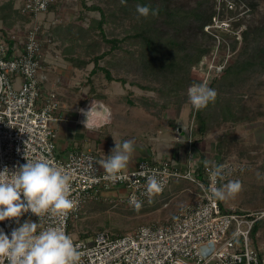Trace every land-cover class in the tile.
Wrapping results in <instances>:
<instances>
[{
	"label": "rangeland",
	"instance_id": "rangeland-1",
	"mask_svg": "<svg viewBox=\"0 0 264 264\" xmlns=\"http://www.w3.org/2000/svg\"><path fill=\"white\" fill-rule=\"evenodd\" d=\"M160 1H165L171 8L183 9V11H203L205 16L212 14V20L204 27V31L214 39L210 38L203 42L210 48V52L199 65L202 67V74H205L203 82L208 86L215 76H219L217 71L223 68L220 72L223 73L231 64L246 59L247 56H240L244 45V32L256 28L264 30V0H156L158 3ZM24 2L25 0H0V16L4 19L3 27L0 25L1 31L22 33L31 26H35V21L23 17L20 13L19 9ZM94 7L102 8L108 13L114 5L111 0H56L48 12L39 16L38 22L45 31L49 28L50 31L55 28L65 30L67 26L73 24L87 28L92 20L100 19V12L92 9ZM158 26L163 33L171 32L161 22ZM126 29H128V21L123 19H116L106 25L107 36L110 39L124 38L127 34ZM215 30L227 32L230 37L223 39ZM49 34L53 42L50 45L47 43L45 55L52 69L46 74L47 82L50 76L55 80L59 77L63 88L61 96L66 99L67 103L71 97L76 99L75 102L85 99L87 102L100 103L105 110L113 114L114 123L119 124V121L126 125L131 123L130 125L134 127L135 125L139 127L146 122L165 120L166 115L170 117L168 121L166 119V124L175 122L176 119L173 117L177 106L167 104L164 110L163 105L166 98L155 89L167 87L154 81L150 75L145 78L143 73L129 71L130 67L125 65L123 55L128 54L124 51L133 52L135 49L129 41H123L122 49L99 61V66L110 69L115 79L126 80L122 83L108 81L104 71L99 70L97 73H92L95 62L89 63L82 69L74 68L68 58L81 54L80 58L84 59L87 56L84 50L78 47L73 48L74 53L70 54L67 49L73 46L72 43L57 35L54 38L52 32ZM201 36L199 22L193 18L189 19L178 33L179 40L186 41L187 45L201 41ZM260 36L261 48L264 50V32ZM97 38L101 40L99 36ZM46 39L48 40V37ZM232 45L235 46L234 49ZM107 48L109 49L110 46L103 45L101 51H96L95 54ZM90 58H93V55H90ZM261 60L262 63L258 62V66L244 72L241 76L226 75L216 83L222 86V96L232 97L238 103L239 118L235 122L220 120L218 124H213L204 136L196 137L197 139L193 136L192 144L200 143L207 159L218 158L220 154L226 161L249 166L247 171L236 179L241 183V189L221 200L223 209H236L238 212H264V51ZM202 65H206L207 69ZM193 83L196 82H190L180 89L182 94L180 97L182 114H180L184 122L188 123V127L192 124L195 130L197 126L194 121L195 108L188 98V88ZM149 85L152 88H141V86ZM180 114L176 116L179 118ZM174 130L177 131V127ZM188 139L187 134L184 140L188 145V155L191 157L188 163L197 166L200 171H205V158L199 146L195 144L192 149ZM166 159L172 161L171 154H168ZM112 193L114 197L120 196L117 190L104 192L103 196H111ZM199 193L194 183L172 179L163 194L158 195L138 210L125 204L116 205V203L105 202V200L92 202L87 204L80 217L72 222L71 235L82 239L89 238L100 231L123 235L143 225L165 222L174 218L183 207L195 201ZM257 226L260 228L261 236L253 241L259 244L264 241V220ZM233 233L234 228L232 227L227 238ZM262 252L264 253V248Z\"/></svg>",
	"mask_w": 264,
	"mask_h": 264
},
{
	"label": "built area",
	"instance_id": "built-area-1",
	"mask_svg": "<svg viewBox=\"0 0 264 264\" xmlns=\"http://www.w3.org/2000/svg\"><path fill=\"white\" fill-rule=\"evenodd\" d=\"M55 1L25 0L20 13L35 21V26L22 33L0 30V171L5 167L15 171L27 163L26 156L33 161L47 160L69 175L71 198L76 206L66 217H47L44 226L61 228L70 235L82 253V264H264V253L252 239L255 227L264 220V212L223 209L221 200L211 194L213 187L221 188L246 172L249 168L246 164L207 159L204 174H200L192 163L183 169L170 160H141L133 169H123L119 179L109 181L104 179L105 170L91 150L75 149L65 159L59 157L55 125L66 117L61 112L58 93L44 86L46 74L52 69L45 48L53 41L50 28L45 31L38 22L39 16L48 12ZM204 78L205 74L202 83ZM180 133L177 129V139L181 138ZM185 134L192 145V124ZM213 165L225 166L223 178H213ZM152 174L163 188L149 197L145 194L146 177ZM172 179L194 183L200 191L196 200L174 218L143 225L123 235L100 231L89 238L72 237V222L87 204L105 200L134 208L129 199L135 195L143 206L163 194ZM113 190L120 196H103ZM28 220L39 223V217L29 211L18 221L0 222V229L10 237L13 229ZM232 227L234 233L227 238Z\"/></svg>",
	"mask_w": 264,
	"mask_h": 264
},
{
	"label": "trees",
	"instance_id": "trees-1",
	"mask_svg": "<svg viewBox=\"0 0 264 264\" xmlns=\"http://www.w3.org/2000/svg\"><path fill=\"white\" fill-rule=\"evenodd\" d=\"M111 1L114 8L108 13L102 8H92L98 10L101 16L100 19L92 20L87 28L73 24L67 26L65 30L55 28L50 32L53 33L54 38L57 35L59 38L72 43L73 46L67 49L68 53H74L73 48L77 47L84 50V53L87 55L86 58H80L81 54L80 56H71L68 58V61L74 68L82 69L89 63L95 62V68L92 73H97V71L101 70L104 71L108 81L122 83H125L126 80L115 79L110 69L99 66V61L108 55H112L115 51L122 49L121 43L123 41H129L135 47L133 52L129 50L124 51L125 54H128L123 55V59L125 60V65L130 67L129 71H135L139 74L143 73V77L145 78L150 75L154 81L166 86L167 88L163 89H161L162 87L159 89L154 88L166 98L163 109L165 110L167 108V104L176 105V114L179 115L182 111V101L180 99L182 94L180 89L190 82L202 83V78L204 77L202 71L200 72L199 70V65L210 52V48L205 46L203 42L213 38V36L204 31V27L212 20V14L205 16L203 11H183V9L171 8L165 1H160V3L156 2V0H126V3H121V0ZM138 4L148 5L152 9H158V14H150L146 18L140 16L136 11V5ZM192 18L199 22L202 36L200 37L201 41L187 45L186 41L182 42L179 40L178 33L179 29L183 25H186L188 20ZM116 19L128 21V29L125 31L127 34L120 40L108 38L106 32V25ZM159 22L165 24L166 28L171 32L163 33L158 26ZM215 31L223 39L230 37L227 32ZM263 32L264 30L262 28L245 31L244 45L242 46L240 56H247L246 59L231 64L225 69V72L219 73V76H215L211 81L209 87L216 91L217 96L215 101L210 102L206 108L200 110L195 109L194 121L197 125L195 130L193 128V136H195V139H197L196 137L204 136L213 124H218L220 120L235 122L239 118L238 103L232 97L222 96V86L220 87L216 83L219 82L220 78H225L226 75L241 76L244 72L250 71L258 66L259 63L263 62L261 56L264 50L260 44V35ZM97 36L101 40L96 39ZM103 45L110 46V48L95 54L96 51H101ZM234 48L235 46H233ZM90 55H93V58H90ZM203 66L207 69L206 65ZM141 88L149 89L152 87L149 85L141 86ZM224 144H222V147H224ZM224 159V156L219 154V162L226 161ZM200 174H204V171H200ZM258 228L256 226L253 231V240H256Z\"/></svg>",
	"mask_w": 264,
	"mask_h": 264
},
{
	"label": "clouds",
	"instance_id": "clouds-1",
	"mask_svg": "<svg viewBox=\"0 0 264 264\" xmlns=\"http://www.w3.org/2000/svg\"><path fill=\"white\" fill-rule=\"evenodd\" d=\"M126 3V0H121ZM140 16L157 15L158 9L148 5H136ZM217 93L207 83H193L188 88V98L192 106L204 109L214 102ZM85 116L84 127L92 125L93 117L99 116L92 103L88 110L80 109ZM110 114L105 116L108 119ZM134 145L131 141L116 143L107 159L101 161L105 170L104 179L115 181L119 173L127 167ZM15 171L7 167L0 171V222L16 219L29 211L39 217V223L25 221L12 230L9 237L0 229V264H82V253L70 235L58 227L44 226L47 217H66L76 206L71 198L70 177L61 168L47 160H29ZM213 178L224 177V165H213ZM242 185L238 180L229 181L221 188L213 187V198L224 200L238 192ZM163 185L155 174L146 177V192L149 197L162 191ZM137 210L141 207L139 199L133 195L129 199Z\"/></svg>",
	"mask_w": 264,
	"mask_h": 264
},
{
	"label": "crops",
	"instance_id": "crops-1",
	"mask_svg": "<svg viewBox=\"0 0 264 264\" xmlns=\"http://www.w3.org/2000/svg\"><path fill=\"white\" fill-rule=\"evenodd\" d=\"M0 25H4L2 16H0ZM44 86L47 90L54 89L59 94L62 106L61 112L66 117V120L55 125L58 132L57 152L60 158L65 159L67 154L75 149H85L95 152L101 164V161L106 160L107 156L111 154L112 149L115 147V142L131 141L134 145V151L125 169H133L141 160L154 162L168 160L166 159L168 154H171L172 161L183 169L186 168L187 163L190 161L188 145H186L184 140V136L187 135L185 134V129L188 127V123L186 124L185 120L182 119V113L179 118L176 116L177 114H174L173 119L176 120L172 124H166V119L167 121L170 119L167 115L165 120L151 121L152 123L146 122V124H141L139 127L136 125L135 127L131 126V123L126 125L120 121L117 124L112 121L113 114H110L107 109L105 110L100 103L87 102L85 99L75 102L76 99L73 97L67 103L66 99L61 96L63 88L60 85L59 77L55 80L54 77L50 76V80ZM92 103H94L100 115L93 117L94 122L90 127H84L82 121L85 120V116L80 112V109L88 110ZM108 114H110L109 118L105 119ZM176 127L181 132L180 139H177V131L174 130ZM195 144L199 146L200 152L206 161L208 157L203 153L201 144ZM195 144L190 145L193 147L192 149H194ZM113 194L110 197H114ZM259 236H261L260 228ZM259 246L261 249L264 248V241L259 243Z\"/></svg>",
	"mask_w": 264,
	"mask_h": 264
}]
</instances>
